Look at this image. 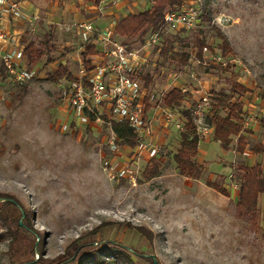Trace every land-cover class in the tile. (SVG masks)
<instances>
[{"label":"rangeland","instance_id":"obj_1","mask_svg":"<svg viewBox=\"0 0 264 264\" xmlns=\"http://www.w3.org/2000/svg\"><path fill=\"white\" fill-rule=\"evenodd\" d=\"M181 2L192 5L194 0ZM98 5L92 1L96 9ZM124 5L123 14L130 12L126 8L141 10L133 9L130 1ZM200 8L210 21L202 20L177 37L179 52L188 60L183 64L181 55L161 56L151 89L157 97L175 84L193 91L195 100L187 93L175 108L179 116L206 98L209 107L201 110L206 123L211 108V114L224 116L227 102L243 97L231 92L233 82L247 88L253 106V97L264 98V0H201ZM104 18L107 27L108 16ZM57 21L61 29L52 30L49 38L47 33L43 37L48 31L43 21V31L29 38L36 46L46 42L45 55L35 66L28 64L38 68L35 78L15 84L0 61V264H74L95 248L114 251L120 264H130L125 252L131 264H264V196H259L254 216H240L236 206L239 167L257 162L258 154L251 149L259 138L246 136L248 147L240 154L236 136L224 150L210 133L198 143L196 161L202 174L198 180L188 179L178 174L173 162L182 131L166 124L163 112L150 111L145 117L149 147L138 161V175L134 180H109L101 164L108 131L61 129L60 80L49 77L60 64L69 73L76 70L81 42L69 16ZM217 30L226 37L228 51L221 48ZM200 43L207 51L199 58ZM216 56L222 63L213 60ZM48 58L54 62L47 63ZM174 73L178 77L173 81L169 75ZM253 118L264 124V118ZM153 158L160 162L159 174L144 179L142 171ZM206 181L224 187L228 196L207 187ZM11 199L15 205L5 204ZM78 237L85 245L67 251Z\"/></svg>","mask_w":264,"mask_h":264},{"label":"built area","instance_id":"obj_2","mask_svg":"<svg viewBox=\"0 0 264 264\" xmlns=\"http://www.w3.org/2000/svg\"><path fill=\"white\" fill-rule=\"evenodd\" d=\"M121 1L98 0V11L101 13L105 7H113ZM200 3L201 0H194L192 5L166 8L162 24L155 29L149 28L142 40L134 43H125L118 38L114 31L116 21L101 29L87 21L73 24L81 42V57L77 60L76 70L68 72L70 79L66 76L59 79V103L63 113L61 129L76 131L80 126H85L91 130L101 127L108 131L109 137L105 142L107 154L103 156L101 164L109 180H134L138 175V161L149 147L146 142L148 129H145V117L150 111L163 112L166 124L184 130L183 117L176 113L175 108L164 106L165 94L157 97L151 89V83L153 73L162 61L163 48L168 44L167 54L180 53L178 33L201 24ZM147 4L150 8L154 0H147ZM10 16L21 17L18 2L0 0V61L10 80L22 84L35 78L38 68L33 67L35 65L28 68L23 49L15 46L14 36L5 25V19L8 20ZM167 34L173 38L167 39ZM87 44L94 47L95 54L83 58L82 53ZM202 50L207 51L205 47ZM212 58L222 63L221 56ZM151 68L152 72L149 71ZM169 77L174 81L178 75L174 73ZM174 88L187 92L183 88ZM208 107L209 103L202 97L201 103L197 102L194 108L189 109L200 141L213 132V126L202 122L201 110H207ZM120 122L132 129L136 138L135 146L120 143L113 133L112 123Z\"/></svg>","mask_w":264,"mask_h":264},{"label":"trees","instance_id":"obj_3","mask_svg":"<svg viewBox=\"0 0 264 264\" xmlns=\"http://www.w3.org/2000/svg\"><path fill=\"white\" fill-rule=\"evenodd\" d=\"M181 5V0H154V4L145 11L128 14L125 17L116 20L115 33L121 40L125 43H134L136 41H141L142 36L149 28H157L162 24L163 12L166 8H176ZM209 22L208 13L204 10L201 14V21ZM217 37L221 40V48L223 51H228V42L224 34L217 30ZM25 44L23 48V55L27 64H36L45 55L46 49L44 42L41 46H36L32 41L26 42L21 40ZM202 44H199V50L197 56L200 58L202 53ZM169 50V45L163 48L161 56L167 54ZM95 54L94 47L92 45H86L85 51L82 53V57L90 56ZM181 55L180 60L183 64L188 60L187 54H175ZM54 62V59L48 58L47 63ZM64 76L70 79V75L67 68L63 65H59L57 70L51 74L49 77L50 81L56 82L57 80L63 78ZM149 82L147 79L146 83ZM233 94H238L240 96L244 95L248 90L246 87L239 83L233 82L230 88ZM188 96L187 92H181L179 89H172L163 96V104L167 108H176L185 100ZM224 103L223 99H219L217 104L222 105ZM149 106L146 107V110ZM213 108L208 113L206 117V123L213 126V140L218 141L221 147L226 150L231 144V136L237 137V153H243L246 143L244 142V137L242 132H245L242 128V104L239 100L234 102H227L226 114L221 116L218 113L211 114ZM184 119V130L179 135V147L176 153L173 155V162L177 169L179 175L193 180H198L202 174V166L197 163L196 156L198 153V143L200 141L199 136L196 133L195 126L192 122L191 112L189 109H184L181 112ZM113 133L119 139L120 143H124L130 146H135L136 138L132 133V129L123 122L112 123L111 125ZM251 151L253 153L259 154L264 153V146L256 144ZM160 162L153 158L151 159L142 171V177L144 179H151L159 174ZM242 173V181L239 184L238 195L236 206L239 208L240 216H254L257 210L258 198L259 196H264V172L260 168L259 164L252 166H241L239 167ZM206 186L212 188L213 190L219 192L224 196H228L227 190L213 182L206 181ZM7 199V198H3ZM10 199V198H8ZM5 204H14L13 199L5 202ZM25 217V213H23ZM18 224V223H17ZM27 228H32L30 225L25 226ZM24 229V228H23ZM151 235L149 232L147 235ZM80 237L73 240L68 246L67 251L70 249H78L85 243H79ZM84 247V246H83ZM114 251H103L98 248L88 252V254L77 261L74 264H120L119 258L113 256ZM121 254V252H120ZM124 258L130 264L132 263L131 257L122 253ZM72 258L70 255L68 259ZM12 261L10 262V264ZM38 261L31 262V264H38Z\"/></svg>","mask_w":264,"mask_h":264},{"label":"crops","instance_id":"obj_4","mask_svg":"<svg viewBox=\"0 0 264 264\" xmlns=\"http://www.w3.org/2000/svg\"><path fill=\"white\" fill-rule=\"evenodd\" d=\"M19 4V9L21 12V18L24 20L18 19L14 16H10L9 19H5V25L7 30L14 36V44L15 46L19 47L20 49H23L25 44L22 43L21 40H25L27 43L30 42L29 38L38 33L39 31H43L40 26V21H43L45 25L48 27L47 32H43V37L48 35L47 38H49L50 33H52V30H54L55 33L62 26L61 23L57 21V19L62 20L63 17L69 16L73 22H81V21H87L92 22L93 25L98 28H104L105 23L104 17L108 16V23L110 24L112 21L119 20L117 15L123 14L122 8L125 7L122 6L126 1H130L133 9L136 7L141 8L140 11H137V13L145 11L149 8L147 4V0H122L120 3L116 4L113 7H110V9L107 12H99L98 7L97 9L95 6H92V1L95 0H15ZM76 2L78 8L73 7V5L76 6L74 3ZM184 4L181 2V5ZM127 10H130V12L123 14L122 17H125L128 14H136L131 12V8H126ZM100 14L103 16L101 18ZM121 17V18H122ZM37 21V23H36ZM56 24L55 27L51 26ZM108 24V25H109ZM53 27V28H52ZM30 29L32 32L30 33L28 30ZM75 33L77 35V31L75 30ZM119 38V37H118ZM120 40L122 38H119ZM2 52L0 51V56ZM181 88V85L173 86V88ZM183 88V87H182ZM186 90V89H185ZM188 94L192 95V98L195 100L194 92L190 90H186ZM250 95L249 92H246L243 97L239 98V102L242 104V128L247 129L249 131L242 132V136L246 140V136H250L253 138H259L258 144L264 146V124L261 125L260 123H256L253 118L255 115L256 117H262L264 118V98L261 100L259 98L253 97L252 102L253 104L257 106H253L249 103L247 95ZM245 99V100H244ZM187 104V103H185ZM180 108V106L176 107ZM248 108L249 116L246 118L245 113ZM253 109V110H252ZM259 111V112H258ZM244 117L248 120V122H244ZM252 132V133H251ZM200 142V141H199ZM248 147V144L246 145ZM258 160L255 164H259L260 168L262 169V172H264V162L261 160V153L258 154ZM253 164V165H255Z\"/></svg>","mask_w":264,"mask_h":264},{"label":"water","instance_id":"obj_5","mask_svg":"<svg viewBox=\"0 0 264 264\" xmlns=\"http://www.w3.org/2000/svg\"><path fill=\"white\" fill-rule=\"evenodd\" d=\"M23 217V216H22Z\"/></svg>","mask_w":264,"mask_h":264}]
</instances>
